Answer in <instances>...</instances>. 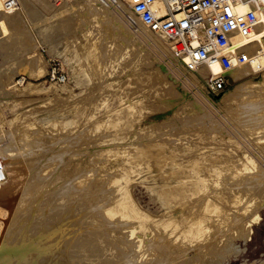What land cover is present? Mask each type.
Instances as JSON below:
<instances>
[{"label":"bare ground","instance_id":"1","mask_svg":"<svg viewBox=\"0 0 264 264\" xmlns=\"http://www.w3.org/2000/svg\"><path fill=\"white\" fill-rule=\"evenodd\" d=\"M39 2H41L40 4H45L41 0ZM258 2L264 4V0H258ZM156 5L159 8H162L161 3H157ZM43 7H45V5ZM74 7H78L77 10L79 11V13H81V15H92V17L94 15L100 18L102 21H99V23L101 24L104 22L105 24H103L106 27L108 26V30L110 29L109 33L112 34L110 35L119 39L120 42L124 43L125 48L128 51L133 52V50H135L140 53L138 56H141L142 53L145 51L143 45L135 37V35L139 34V32L144 35V38H147V40L150 41V44H152V46L162 47L165 51L170 52L169 41L163 35L150 31L148 28H146L137 21L136 29H132L130 24H128V22H126L125 19L122 17V14L120 12L116 11L115 9L102 6L98 3L97 0H64L58 5H52L50 9H46L47 6L46 8H43L44 10L46 9L45 11L46 14H48V17L44 18L45 21L42 22L40 26L36 28L41 37V44H44L47 47L48 55L51 58H59L63 61L64 66L67 70V74L70 77L67 82L66 77L63 82L55 81V84L51 83L49 86H46L43 82L36 83L32 81L40 79L50 71L47 70V64L44 61L43 55L37 50L38 44L36 43V41H34V39L31 42L30 36H27L30 40L28 38L27 39L31 42V46L28 44L29 47L27 49L26 54L24 56L21 55L23 56L22 59L20 58V60H12L10 59V56L6 54L7 52L3 55L2 58L4 59L0 61V172L3 174L4 179L0 183V214L5 211L6 217H0V264H98L99 258L101 256L99 254H101V251L107 247L110 249V251L112 250V252L110 253L114 254L113 258L116 255L114 261L116 259L121 258L127 261V264H159L164 263V258L162 259L163 262H161L159 259V263H154L155 258L151 259L149 257H154V254L157 252V249L155 248H157L158 245H160L161 248L159 249L158 247V252L160 254V250H163L161 247L162 243L164 242L165 245L164 240H167L168 243L169 241H173V243H175L178 238H183V240L186 239L187 241H192V239L195 238H197V240H201L200 237H203V235L206 234L205 232L208 233L207 229L211 227V218H205L203 216L204 214H198L199 217L198 215H194L193 217L192 215L195 214L197 211L207 213V215L209 212L216 213L218 217L220 216V218L214 219L215 221H217L218 226L225 225L223 223L226 222L229 224L228 219H231L233 221L238 220V225H242L243 223L244 225H246L245 223L249 221V219L248 221L246 219V213L248 214V212L250 211L249 208H252L250 206H255L252 205L253 202H251V199L249 198L253 196V191L251 193L252 196H249L250 190L254 189V192L258 191V194L260 196L261 193L264 195V171H262L261 168L256 167V164L254 165L252 158L248 155L239 157V155H236V153L234 154L233 152L232 155V153H229V149L224 148L222 146V149L220 151L222 152L221 155L223 156L219 157V160L217 162H215L214 160L211 162H207L208 158L209 160H212V154L210 155L211 157L209 156L207 158L205 155L206 153H200V150H202L201 148L203 147H200L198 149L199 154H195L197 149L196 151H193L192 153L196 156L191 154L192 156L188 157V159L184 162L185 164L183 162L180 163V158H178V162L177 160L171 161L170 159H172L173 156L175 157V155L166 154V152L158 155V157L156 158H153L154 160L150 163H152V165L156 167L159 161L166 162L169 167L160 170V174L166 176V178L172 177L174 179L172 183L163 184L159 187L158 195L161 198L163 204L166 205L168 209L164 215L154 217L151 216V214L145 212L143 209H141L131 194V184L129 176L131 169H125L124 171L121 170L118 175L117 173H114L111 176L107 175L105 178L102 179V181L98 178L93 181L92 178L95 176L94 170L96 168L90 169L83 173L81 172L82 174L75 176L69 183L68 187H64V184L61 186L59 184L53 185L52 183L54 182L55 177H57L59 169L53 170L52 168L50 169V166L43 165L41 159L44 157H42L43 155H40V153L44 151L38 152L41 148V143H48V141L51 139L46 140L44 138H41L45 135H41L40 132H37L38 130L35 131L36 128L33 131V129H31L32 126L30 128V131L24 129L26 125L22 128L23 130L16 129V131H19V135L15 133L16 131L14 128L12 130H14L15 132L9 131L11 130V128L9 127V130H7L8 128L5 129L6 123L3 121L4 118L2 119L1 107L14 106L18 103L21 104L27 102L29 103V106H34L33 103H37L36 105H42L55 99H61V95L63 94H68L70 96L74 94L75 89L82 87V85L84 84L82 76L83 74H86V72L82 61L85 59L87 63H89L90 58L93 57L92 55L94 51L98 48V41L96 39L89 41L90 37L87 36L88 39H86V37L84 36L85 33L83 34L81 31L78 36H75L73 38L64 37V40L62 38L59 39L56 37H50V33L54 28V25L56 24L55 22L58 20L59 16L63 15L66 12H72V10H74V13L76 11L75 9H73ZM253 8L254 7L252 6V4L247 0L245 2L240 3L236 7L235 12L237 15L242 16L245 14L246 11ZM9 9L10 5L5 4L4 2L2 3L1 1L0 10L6 13L9 12ZM125 12L129 17H132L135 20L133 14L130 12L129 9L125 8ZM263 14L264 5L263 10L258 13L259 17L255 26H257L258 24H264ZM6 17H9V15H7ZM2 18L4 17H2L1 15V19ZM5 19L7 18H4L3 21H5ZM22 25L24 28V24ZM128 26L130 28H128ZM1 27L3 29L4 26H0V28ZM5 27L8 26L6 25ZM8 29L10 30V32L13 31H11L10 27ZM9 30L7 32H9ZM26 30L27 29L24 30L25 34L27 33L25 32ZM19 33L20 32L17 30V34H15L16 36L12 34L13 36H11L10 38V40H12L11 43L15 41V37L18 38V36H20L21 33ZM253 35V32H251L248 37L243 38L238 36L232 41L233 43H237V49L244 52L248 48L252 49V47H249V45L246 44L247 38H250L251 36L253 37ZM28 40L24 39V41H27L26 43H28ZM256 50L260 52V50L262 49L258 47V49H255V51ZM249 52L252 53L253 51L251 50ZM259 54L264 56V51ZM259 54H257V56H259ZM6 56L9 57L8 61ZM96 58L95 61H97ZM140 58L142 68L147 67V69L150 68L153 70L154 64L152 63V59L149 56L142 55ZM263 58L261 59L264 61ZM172 60L176 66H181L176 62V59H173V57ZM252 60L253 62H255L254 59ZM234 62L236 63V61ZM234 62L231 69H229L225 74L229 81H232L234 79V74H236L237 72L234 68ZM101 63L102 62H100V65ZM246 66V64L245 67L243 65L244 68H246ZM20 68H24L25 73L31 79L24 86L23 84L26 80L23 77L20 79L16 78L19 75L18 70ZM237 68L239 69L240 67ZM210 71L214 73L219 72V62L212 60L209 65H203L197 71L190 73L194 77H199L200 75H204L206 74V72L209 73ZM205 77L200 76L199 79H201V82L205 80ZM256 79L257 80L254 79L248 81L251 82L250 84L258 83L256 86H252L254 89L251 90L252 92L250 91V94L247 93L249 95H238L237 93L240 88H237L238 90L235 88L232 89V91L229 90L230 93H228L224 99H229L230 101L235 102V108L231 109L229 112L233 113L232 115H234V113L235 115H237L235 118V120L237 119V128H242L244 132L250 134L251 136L257 135L258 137L256 139L261 141L264 140V73L258 77L256 76ZM252 87L250 86V89ZM77 105L78 103L74 106L72 105L75 111L77 109ZM74 109H66L63 106L59 107L58 110L63 113L71 112V114H73L75 112ZM97 121L99 120L97 119ZM111 121L113 122V120ZM111 121H109V123ZM112 124L110 123V125ZM99 125H102L101 122ZM40 130L42 131V128L39 129V131ZM16 135L18 136L17 138ZM243 136H245V134ZM117 139H119V137ZM221 139V141L224 140L223 138ZM150 145L151 147L152 145L154 146V144H149L148 147H150ZM117 147L114 150L110 147H105L99 150L95 154V159L97 160H95V165L93 167H97V164L102 166V162L104 160L111 159L112 157H117L114 161H112L113 165L117 169L119 162L118 158L123 159V157H125L129 160L127 162H130L134 158L139 157L138 150V154L136 155V157L134 154H136L137 152H134V154L132 155L131 153L127 152V149H122V147H120L122 149L120 150ZM134 147H132V149ZM137 147L140 148V145H136V148ZM145 148L142 147V150H145ZM111 151H114L115 153H111ZM142 153H144V151ZM63 156L64 155L61 154L55 158V160L57 159V161L55 162V166H59V168H62L61 166H63ZM143 156L144 155H142L141 158ZM45 158V160L49 161L47 157ZM98 158H104V160L100 161L98 160ZM184 169L187 172L184 173ZM216 171H219V173H224V178H221V176L218 174L220 176V179L218 178L219 180L215 178L214 180H212V182H209L213 184V186L216 185L218 187L220 185L222 189L220 190L225 191V194L223 195L220 193V191L219 193H216V191H218V188L216 189V191H212V189H210V187L208 186L207 177L211 172L214 173ZM179 173H182L183 176H180L181 174ZM102 182L115 184L114 192H111L114 194L112 195V197L107 198L103 202L102 199L97 200V190L102 184ZM85 188L87 189V192L89 191L91 192V194H95V203L90 205L86 203L87 208L82 207L81 209L80 207L78 209L79 211L80 209L81 211L83 210L82 214L86 216H91V218L89 217L90 219L88 218V221L79 220L78 210L76 208H73L74 205L70 207V202L69 200H67V195L63 196L64 194L70 193V191L77 193L76 191L80 192L82 189ZM241 190L243 193L240 192ZM191 194L195 195L192 196ZM83 195H85V193ZM186 195H189V197L191 195L192 197L190 198L196 199H194V202H192L191 199V203L187 202L188 200L185 199ZM196 195L198 197H196ZM256 195L254 194V196ZM263 195L261 197H264ZM107 196L108 195H105L104 198ZM71 197L72 196L70 195L69 198L71 199ZM90 197L94 199L93 195H90ZM214 197H217V203L213 201V199H215ZM85 198H83V201ZM218 199L221 205H219ZM243 199L245 200V202L242 201ZM242 202H244V204H242L243 207H240L239 205L237 206V204ZM43 206H46V208ZM83 208L85 209V211ZM104 215L107 218L115 220L114 222L116 223L106 220L104 218ZM250 216L253 217V214H251ZM255 216L256 215H254V218ZM100 217H103V219H101ZM252 217L250 219H252ZM244 225L242 226L244 227ZM242 226H240L241 228L237 226V228L239 227L238 230L242 229ZM83 227L85 229L84 231H88V234L79 236V233L82 232L80 231V229H82ZM154 228H157L160 232H155ZM249 228H243L244 234H248L247 229L249 230ZM244 229L246 230V232ZM150 232H152L151 234L153 237H150ZM95 234L98 236L97 240L92 237V235ZM173 236L176 237L175 240L172 239ZM167 241L165 245L167 246V249L165 248L166 250H168L169 248ZM192 242H190V244H192ZM208 247L210 248L211 246H207V249ZM171 248L172 247L170 246L169 249ZM183 249L180 248L182 252ZM178 252L179 254L181 252L179 251V248ZM145 254L146 258L144 259ZM164 254H167V251ZM168 254L170 255V252ZM148 255L149 257H147ZM162 255L160 254V257ZM169 255L167 257H169ZM170 260H168V262ZM138 261L140 263H138Z\"/></svg>","mask_w":264,"mask_h":264},{"label":"rangeland","instance_id":"2","mask_svg":"<svg viewBox=\"0 0 264 264\" xmlns=\"http://www.w3.org/2000/svg\"><path fill=\"white\" fill-rule=\"evenodd\" d=\"M1 1L2 3H5V0H0V3ZM12 1L16 6L10 5V9L8 10L9 12L5 13L0 10V21L2 20L0 26H4L3 29L2 27L0 28V61L4 59L2 57L6 52V54L9 55L10 59L12 60H20V58L22 59V57L26 54L30 43L34 39V41H36V43L38 44H36L38 46V52L43 55L44 61L47 64V70L49 71L53 66H55L56 69L59 68L60 72H62L63 70V72H65L66 74L56 75H65L67 82L70 77L67 74V70L64 66L63 61L59 58H51L48 55L47 47L44 44H41V37L36 28L45 21L44 18L48 17V14H46L45 10L48 8L50 9L52 5L55 6L62 3L64 0H41L45 3H42L43 5L40 4V0H32L33 2L31 0ZM44 5L45 7H43ZM43 8L46 9L44 10ZM73 9L76 10L74 13V10H72V12H66L63 15L59 16L58 20L55 22L56 24L54 25V28L50 33V37H56L59 39L62 38L64 40V37L73 38L75 36H78L81 31L83 34L85 33L84 36L86 37V39L90 37L89 41H92L94 39L98 41V48L94 51L92 55L93 57L90 58V64L87 63L85 59L82 61L86 72V74H83L82 76L84 81L82 87L75 89L74 94L70 96L68 94H63L61 95V99L52 100L48 102L49 104L44 103L42 105H36L37 103H33L34 106H29V103L27 102L21 104L18 103L14 106L1 107L2 119L4 118L3 121L6 123L5 129L9 127L11 128V130H9V128L7 129L9 131H14L12 130L13 128L15 129V131L16 129L23 130L22 128L26 125L24 129L30 131V128L32 126L31 129H33V131L36 128L35 131L38 130L37 132H40L41 135H45L41 138H44L46 140L51 139L48 141V143H41L42 145H40L41 148L38 152L44 151L40 153V155H43L42 157H44L41 159L43 165H48L50 166V169L52 168L53 170L59 169L57 177H55V180L52 183L53 185L59 184L61 186L64 184V187H68L69 183L75 176L82 174L83 172L90 169L96 168L94 170L95 176L92 178L93 181L97 178L102 181V179L107 175L111 176L114 173H117L118 175L121 170L124 171L125 169H131L129 175L131 184L130 191L133 198L137 202L138 206L145 212L151 214V216L159 217L161 215H164L168 209V207L163 204L161 198L158 195L159 187L163 184L172 183L174 179L172 177L166 178V176L160 174V170L169 167L166 162L159 161L157 167L152 165V163L150 162L154 160L153 158L158 157V155L164 152H166V154L175 155V157L172 155L173 157L172 159H170L171 161L177 160L178 162V158H180V163H184L188 159V157L199 154L198 149L200 147H203L201 148L202 150H200V153H206L205 155L207 158L212 154V160H209L208 158L207 162H211L213 160L217 162L219 160V157L223 156L221 155L222 152L220 151L223 146L224 148L229 149V153H236V155H239V157L248 155L252 158L254 165L256 164V167L261 168L262 171H264V140H257V135L251 136L250 134L244 132L241 127L240 128L242 130L239 129V127L237 128V119L235 120L237 115H235L234 113V116L232 115L233 113L229 112L231 109L235 108V102L230 101L229 99H224L225 96L235 88H240L239 90L241 92L237 89L238 95H249L252 92L251 90L254 89L252 86H256L258 83L250 84L251 82L248 81L254 79L257 80L256 76L258 77L264 73V61L261 59L264 56L259 54L264 51V26H262L264 24H258L257 26H255L254 30L252 31L254 34L253 37L251 36L250 38H247L246 45L252 47V49L248 48L246 49V51H244V53L248 55V60L244 63H240V66L239 63H235L234 68L237 72L236 74H234V79L232 81H229L227 79L228 85L226 86L222 94H219V96H211L204 91L201 84V79H199L200 76L205 77L206 75H208V72H206V74L204 75H200L199 77H194L191 73L187 74L181 66H176L173 63V56L171 54V51L167 52L162 47L152 46V44H150V41H148L147 38H144V35L139 32V34L134 35L144 47L145 51L142 53V55L149 56L152 59V63L154 64L153 70L150 68L147 69V67L145 66V68H142V63H140V57L142 55L138 56L140 53L135 50H133V52L128 51L125 48L124 43L120 42L119 39L111 36L112 34L109 33L110 29L108 30V26L106 27L104 25V22V24L101 23L102 25L99 23V21H102L100 18L94 15V18L92 17V15H81V13H79V11L77 10L78 7H74ZM4 14L9 15V17H6L7 15ZM1 15L2 17L7 18L8 21L7 19L3 21L4 18L1 19ZM22 24H24V28ZM6 25L8 27H5ZM18 25L24 30L27 29L25 31L27 32V35L24 33V30ZM9 27L11 31L13 30L12 32H10V30L8 29ZM128 28L130 27L128 26ZM7 29L9 30V32H7ZM17 30L21 34L19 33L20 36H18V38L15 37V41L11 43L12 40H10V38L11 36H13L12 34H17ZM27 36H30L31 42L29 41L30 39ZM237 37L238 36H234L232 40L236 39ZM24 39L28 40V43H26L27 41H24ZM258 47L262 49L260 50V52L258 50L255 51V49H258ZM251 50L253 51L252 53L249 52ZM256 53L259 54L260 57L257 56ZM94 57H98L99 59H96L99 62L95 61ZM6 58L8 61L9 57L6 56ZM173 59L175 60L174 57ZM252 59H254L255 62H253ZM100 62H102L101 65ZM242 64L244 65V67L246 64V68H244ZM237 67H240V70ZM18 71L19 75L16 78L20 79L23 77L26 80L23 84L24 86L31 79L25 73L24 68H20ZM50 75L51 74L46 73L40 79L32 81L36 83L43 82L46 86H49L51 83L55 84V81L50 80ZM250 86L252 87L251 89ZM77 103L78 105L75 111L73 106ZM63 106L66 109H74L75 112L71 114V112L63 113L59 111V107ZM34 108H36L37 110ZM97 119L101 122L102 125H99L100 122L97 121ZM111 120H113V122ZM109 121H111L110 123H113L114 126L113 124L110 125ZM41 128L42 131H39V129ZM15 133L18 134L19 131H16ZM244 134L245 136H243ZM17 137L18 136L16 135V138ZM118 137L119 139H117ZM221 138H223L224 140L221 141ZM149 144H154V146L152 145L151 147L150 145V147H148ZM136 145H140V148H136ZM105 147H110L113 150L116 149V147L120 150L127 149V152L131 153L132 155L138 150L139 157L136 156L138 154L137 152L136 154H134L137 158H134L130 162H127L129 160L125 157H123V159L118 158L119 162L117 169L112 162L117 157H112L111 159L107 160H104V158H98V160L100 161L104 160L102 162V166L97 164V167H93L95 165V160H97L95 159V154ZM120 147H122V149ZM132 147H134L135 149H132ZM142 147L145 148V150H142ZM140 149L142 152L144 151V153H142ZM193 151H196L195 154L192 153ZM111 153L115 152L111 151ZM61 154L64 155L62 159L63 166H61L62 168H59V166H55V162L57 161V159L55 160V158ZM140 154L141 156H144L141 158ZM45 157H47L49 161L45 160ZM115 169L117 170V172ZM185 172L187 171L185 170L184 173ZM220 173L219 171H216L214 173L211 172V176L209 174V176L206 177L208 178L207 181L210 189H212V191H216V189L218 188V191H216V193H219L220 191V193L223 195L225 194V191H221L222 189L220 185L217 187L216 185L213 186V184L210 183L215 178L220 179V176L221 178H224L225 174L222 172ZM179 174H181L180 176H183L182 173ZM114 188L115 184L102 182L97 190V200L102 199L103 202L107 198L112 197L114 193L111 192H114ZM242 190L240 192H242ZM76 192L77 193L70 191V193L63 195L68 196V199L66 197L65 198L69 200L70 207L74 205L73 208H76L78 210L80 207L81 209L82 207L87 208L86 203H88L89 205L95 203V194H91V192L89 191L87 192L86 188L82 189L80 192ZM255 192L254 189H251L249 196H252V194L253 196L254 194H258V191L256 193ZM84 193L85 195H83ZM70 195L72 196L71 199L69 198ZM86 195H88L89 197ZM90 195H93L94 199H92ZM105 195L108 196L104 198ZM191 195L193 196L195 194ZM191 195L190 197H192ZM258 195L254 196L256 200L253 196V198L249 197L251 199V202H253L252 205L255 206H250L252 208H249V216L246 213L247 221L249 219V223H245L247 226L244 225V223L242 224L245 228L250 227L249 230L247 229V235L246 233L244 234V227L242 225H238V220L233 221L231 219H228L230 225L225 221L227 223V227L226 223H223L225 225L218 226L217 221H215L214 219L220 218V216L218 217L216 213L209 212L207 215V213L197 211L192 215L193 217L194 215L204 214L203 216L205 218L210 217V220L212 221L211 227L208 228L209 230L207 229L208 233L205 232L206 234L203 235V237H200L201 240H197V238H195L192 239V241L194 240L192 242L189 240L187 241L186 239L183 240V238H178L175 243H173V241H169L168 243L167 240H164L165 245L167 241L168 247H172L171 249L168 248V251L166 250L167 246L164 245V242L161 245L164 253H166V251L167 254L170 252V255L168 254L169 257H167V254L163 253V250H160V254L162 255L163 253V255L160 257V254L158 252V247L159 249H161L160 245L155 248L157 249V252L154 254V257H149V255L147 257L151 259L155 258L154 263H159V259L161 262H163L162 259L164 258V263L159 264H264V197H261L263 195L262 193L261 196L259 195L258 197ZM190 197L189 195H186L185 199L188 200L187 202L191 203L190 199L192 200V202H194V199L196 198L192 199ZM196 197L198 196L196 195ZM83 198H85L84 201ZM214 198L215 199H213V201L217 203V197ZM242 201L245 202L244 199ZM244 202L237 204V206L239 205L240 207H243L242 204H244ZM219 205L221 204L219 203ZM43 207L46 208V206ZM81 209L80 211L78 210V219L82 221H88L91 216L82 214L83 210L81 211ZM4 212L5 211L0 214V217H6V212ZM250 213L253 214V217L250 216ZM254 215H256V219L254 218ZM251 217L254 221L250 219ZM104 218L110 222L116 223L114 222L115 220L107 218L106 216ZM101 219H103V217ZM237 226H242L243 228L238 230L239 227L237 228ZM84 230V227L80 229V231L82 232L79 233V236L88 234V231ZM154 231L157 232L158 229L154 228ZM152 232H150V237H153L151 234ZM224 236L226 237V239ZM92 237L97 240L98 236L95 234L92 235ZM175 238L176 237L173 236L172 239L175 240ZM190 242H192V244H190ZM207 246L213 247H208L207 249ZM188 247L190 250L188 249ZM178 248L179 251H181L180 254L178 252ZM180 248L188 250L183 249L182 252ZM110 252H112V250L110 251L108 247L104 248L101 251V254H99L101 256L99 258L98 264H127V261L121 258L114 261L116 255L113 258L114 254H111ZM145 258L146 254L144 255V259ZM167 258L168 260H171L168 262ZM138 263L140 262L138 261Z\"/></svg>","mask_w":264,"mask_h":264},{"label":"built area","instance_id":"3","mask_svg":"<svg viewBox=\"0 0 264 264\" xmlns=\"http://www.w3.org/2000/svg\"><path fill=\"white\" fill-rule=\"evenodd\" d=\"M97 1L120 12L132 29H136L137 21L150 31L163 35L169 41L172 56L187 74L209 65L212 60L219 62L220 71H210L201 83L204 91L211 96L223 93L228 85L225 74L234 61L243 63L248 60V55L237 49V43H233L232 38H245L251 34L264 5L258 0H248L254 8L239 16L235 9L247 0ZM157 3H161L162 8ZM5 4L16 6L12 0H5ZM125 8L130 10L135 20L127 15ZM49 71L50 80L64 81L65 75H56L66 74L63 70L60 72L53 66ZM3 179L0 172V183Z\"/></svg>","mask_w":264,"mask_h":264}]
</instances>
